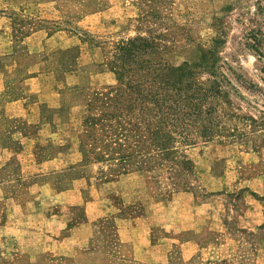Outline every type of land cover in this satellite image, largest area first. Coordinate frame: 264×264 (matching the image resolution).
Wrapping results in <instances>:
<instances>
[{"label": "rangeland", "instance_id": "rangeland-1", "mask_svg": "<svg viewBox=\"0 0 264 264\" xmlns=\"http://www.w3.org/2000/svg\"><path fill=\"white\" fill-rule=\"evenodd\" d=\"M99 12L102 20L94 17L97 21L89 27L81 23L87 14ZM0 13L5 35L16 41L39 28L55 34L45 54L51 56L49 67L62 91L60 101L53 93L46 102L47 114L40 122L22 125L20 119L7 126L10 132L0 131V141L11 149L0 154V188L5 192H0V264H264V207L251 203L257 195L247 185L251 176L264 175V0H0ZM137 36L144 37L143 44L137 43L135 54L125 59L131 73L141 59L147 65L165 59L191 72L190 115H181L176 127L182 130L185 122L188 128L187 137L177 136L180 154L148 170L137 169L145 157L137 110L115 117L128 128L124 136L112 126L102 131L97 125L93 131L85 124L88 115L102 112L95 106L102 102H95L97 92L106 99L102 94L118 80L109 85L92 82L93 71L102 64L77 61L83 50L97 47L95 57L112 68L119 44ZM16 53L21 65L10 76L5 99L21 93V78L42 57L29 56L22 47ZM75 103H85L79 115L69 111ZM58 110L67 138L61 149L68 153V161L60 165L67 166L52 176H40L37 165L27 166L17 154L28 133L21 126L36 135L37 155H55L60 148L45 140L56 125ZM115 118L111 122L117 125ZM128 119L140 127L130 131ZM122 154H133L132 162L123 163ZM181 155L188 156L187 166L174 162ZM135 172L141 175L125 176L116 186L107 184ZM77 178L82 180L75 183ZM44 179L59 190L77 186L84 202L98 197L103 208L115 206L113 213L95 221L99 232L89 247L55 254L41 227L3 226L21 218L27 207L38 210V204L48 208L55 202L35 195ZM17 189L19 194L11 193ZM68 212L71 224L86 218L84 204ZM139 214L150 222L146 236L157 245L154 259L149 252L136 258L133 244L121 240L117 218ZM245 219L253 225H246Z\"/></svg>", "mask_w": 264, "mask_h": 264}, {"label": "crops", "instance_id": "crops-1", "mask_svg": "<svg viewBox=\"0 0 264 264\" xmlns=\"http://www.w3.org/2000/svg\"><path fill=\"white\" fill-rule=\"evenodd\" d=\"M15 1L18 3L39 1L44 4L53 2V0ZM102 15L103 12L87 14L82 18L81 23H85V27H89V22L93 23V21H95L96 23L97 17H99V21L102 20ZM2 19H4V16L0 13V20L2 21ZM5 33V28L0 25V59L1 62H3L2 65H0V131L9 130L8 132H10L11 130L7 126L12 127L13 124L16 125L14 122H19L20 119L22 120V125H30L31 123L35 124L40 122L45 117V114H47V112L44 111V105L46 102L49 101L53 93L57 95V100L60 101L59 96L62 94V91L59 87L60 84H58L59 82L54 70L49 67L51 60L48 61V59H51V56L49 57L47 54H45L49 47V42H51L50 40L55 37V34H50L47 30L39 28L27 34L25 37H23V39L16 41L15 38L6 36ZM21 47L29 56L34 57L41 55L42 57L40 60H37V62L29 65L30 67L33 66V68L28 69L26 72L27 74L21 78V93L15 97L11 98L10 96L9 98L5 99L10 89V76L20 69L21 64L17 59L16 52H19V48ZM97 49V47H92L89 51H87V53H85L83 50L82 54L78 56L77 61H79L80 64L98 61L97 64H102V68L98 71H93L92 82H97V84L100 83L104 85L113 84L116 82V75L109 67H105L104 59H98L95 57L97 54ZM87 57L88 59L85 60ZM5 60H9V63L5 64ZM54 86H57L58 88L55 89ZM62 100L66 102L67 98H62ZM83 105L85 106V103L72 104L69 107V111L71 110V113L75 112V115H79L84 110ZM60 111L61 110H58L54 113L56 115L54 119V123L56 125L51 133L47 135L45 140L47 144L60 148L55 155H49L48 157H40L37 155L34 148L36 139L34 136L36 135L30 134L28 131V126H21L25 128L28 133L23 135V138L20 141L22 146L20 151L21 153L17 154L19 155L21 162L26 163L27 166L28 164L30 165L32 163H34L32 165H37L40 176H52V174H56L59 170L67 166V164L63 166L60 165L62 162L68 161V153L61 149L67 138L65 123L60 120ZM5 149L11 150L9 149L8 145L5 144V141L2 140L0 141V154L1 151ZM78 161L80 160H75V162ZM131 175L141 174H138L137 172L126 173L121 175L116 180L109 181L107 184L116 186V183H118L121 178ZM81 180L82 178H77L74 180V182L79 183L78 181ZM247 185L251 187V189L254 191L252 192L257 195V197L253 198L251 203L253 205H262L264 207V205L261 204V201L264 202V199H262L264 197V175L257 174L251 176ZM35 191L36 190H29L28 193H35ZM0 192L2 194L5 193L2 188H0ZM11 193L19 194L20 191L17 189ZM78 194L80 195L79 198ZM35 195L37 198H55V202H50V206L48 208L38 204V210L37 207L35 208L34 206H32L31 209L27 207L26 212L23 213L21 218H12V222L8 221L3 226H9L11 223L13 226L16 225L17 228L41 227V229H43L41 235L47 239L46 243L49 244L48 249L55 254H68L70 251H79L77 248L89 247V244L94 241L97 232H99L97 230L95 221L98 218L106 216L109 213L111 214V212L113 213L115 211V206L113 208V206L107 205L106 209L103 208L104 205L98 197L84 202L82 190L78 189L77 186L59 190L55 184L54 187L52 186V183L49 179H44L42 181L41 185H39V190L37 193H35ZM69 199H73V201L68 202ZM80 204H84L85 206L86 218L82 219L76 224H71L73 216H69L68 209L71 206ZM55 207H57L58 210H54ZM40 211L42 212L40 213ZM38 212L39 216L37 218ZM262 215H264L263 212ZM147 218L148 217L143 214L117 218L118 231L121 240L133 244L134 255L138 259H142V256H146V252L150 253V256L147 255L150 257V259H154L157 255V252L154 251L157 248V245H153L150 236H146V233H148V228H146L145 225L146 223H150ZM253 219L251 220L255 221ZM245 222L246 225H253V222L251 221L248 223V219H245ZM242 223H244V221ZM241 225L244 226V224ZM189 226L193 228L195 224L189 223ZM28 231H30V229ZM65 231L67 234H65ZM32 232L34 233L36 231L31 230V233ZM150 232L151 229L149 234Z\"/></svg>", "mask_w": 264, "mask_h": 264}, {"label": "trees", "instance_id": "trees-1", "mask_svg": "<svg viewBox=\"0 0 264 264\" xmlns=\"http://www.w3.org/2000/svg\"><path fill=\"white\" fill-rule=\"evenodd\" d=\"M143 41L144 37L137 36L119 44L117 47L118 62H115L112 68L110 67L116 74L118 83L111 87L107 93L102 94L106 96V99L97 92V97L94 100L96 102V99H101L102 102L96 103L95 106L100 107L102 112L98 114L99 116L88 115L85 124L89 125L93 131L97 129V125L102 131H108V126H112L115 131L123 130L119 134L124 136V132L128 128L124 126L122 120L115 117L127 116L137 110L140 114L142 135L145 141L144 146L141 147L144 149L145 157L137 169L144 170L143 168L146 166L145 168L148 170L151 168L149 165H163L177 153L180 154V148L176 144L177 136L187 137L188 128L185 122L182 125V130L176 127L181 115H190L189 94L192 87L191 72L185 67L168 65L165 59L148 63V65L141 59L131 73L132 69L129 67L131 63L125 59L128 54L133 53L132 51H137L135 46L137 43L143 44L141 43ZM92 102L93 99L89 100L88 110L92 109ZM114 118L117 120V125L111 122ZM128 123L132 126L129 128L130 131L140 127L129 119ZM186 144L188 145L189 142ZM133 154H122L119 158L123 160V163L127 162L126 160L132 162ZM181 157L180 160V157L177 156L178 162L174 161L176 159L173 157V161L176 164L183 163L187 166L190 163L188 156L181 155ZM128 171L130 170L124 168L123 172Z\"/></svg>", "mask_w": 264, "mask_h": 264}]
</instances>
